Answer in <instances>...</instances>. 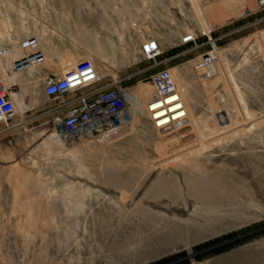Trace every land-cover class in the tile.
Here are the masks:
<instances>
[{"label": "rangeland", "instance_id": "obj_1", "mask_svg": "<svg viewBox=\"0 0 264 264\" xmlns=\"http://www.w3.org/2000/svg\"><path fill=\"white\" fill-rule=\"evenodd\" d=\"M260 1L0 0V77L22 103L0 121V264H264ZM186 32L197 44L180 43ZM152 37L163 50L156 61L140 52ZM33 43L35 62L1 65L4 49L20 56ZM210 52L203 80L195 62ZM64 58H90L142 111L67 142L42 81ZM164 68L185 112L176 98L159 100L167 123L156 129L150 80Z\"/></svg>", "mask_w": 264, "mask_h": 264}, {"label": "built area", "instance_id": "obj_2", "mask_svg": "<svg viewBox=\"0 0 264 264\" xmlns=\"http://www.w3.org/2000/svg\"><path fill=\"white\" fill-rule=\"evenodd\" d=\"M263 3L264 0H261L260 4ZM206 35L208 41L215 46L217 38L213 39L211 33ZM198 38L199 35L186 32L182 35L180 43L197 44ZM140 52L148 61H156L163 54L160 41L153 37L141 43ZM2 53H8V49H4ZM210 54L211 52L195 62V69L208 76L213 74L210 68L213 67L211 64L214 58L209 61ZM38 56L34 43L27 45L23 48L21 56L14 60L13 67L25 68L35 62ZM203 68L206 69L200 70ZM42 81L44 94L55 102L52 109L55 113V128L67 142L74 143L81 139L93 138L133 120V108L128 106L132 101L131 89L123 87L119 80H109L90 58L79 60L63 73L50 71ZM150 84L155 88V92L148 101L147 117L158 129L167 122L160 124L163 117L157 116L158 108H153L154 105L159 100L176 98L175 103L181 105L179 110L185 112L184 103L171 69L155 71L151 76ZM14 115L15 102L0 77V121H7ZM185 118L187 114L180 116V119Z\"/></svg>", "mask_w": 264, "mask_h": 264}, {"label": "bare ground", "instance_id": "obj_3", "mask_svg": "<svg viewBox=\"0 0 264 264\" xmlns=\"http://www.w3.org/2000/svg\"><path fill=\"white\" fill-rule=\"evenodd\" d=\"M193 34H195V33H193ZM216 55V54H215ZM215 55L214 54H212V52H211V54L208 56V58H209V61L210 60H213V58H214V61L212 62V64L211 65H213L214 66V63H215ZM217 55H218V53H217ZM61 63H62V67H63V70L62 71H56V72H58V73H63V72H65L66 70H68V69H70L73 65H75L77 62L75 61V60H71L70 58H64V59H62L61 60ZM1 65H2V63H1ZM210 65V66H211ZM4 66V65H3ZM3 68V67H2ZM212 68V67H211ZM210 68V69H211ZM4 69H5V71L4 70H2V71H4V72H6V68L4 67ZM204 69H206V68H203V70ZM1 70V69H0ZM171 72H172V75H173V71H172V69H171ZM5 75V74H4ZM207 75V74H206ZM209 76L207 75V76H205V77H203L202 79L204 80V79H206V78H208ZM1 79H3L4 81H6V84H7V86H6V84L4 83V81H3V83H4V85H5V87H6V89H7V87L9 88V90H11V93H12V97H13V100H14V102H15V104H22V103H20V100H19V95L16 93V91H15V86L12 84V78L10 77V76H1ZM173 79H174V76H173ZM174 81H175V79H174ZM176 83V82H175ZM8 90V89H7ZM18 95V96H17ZM130 96H131V99L130 100H132L131 101V103L128 105L129 106V108H133V111H134V113H136V115H138L139 114V112H141L142 111V109H143V107H144V105H143V102H142V100H141V98H139L138 97V95H136L135 93H134V91L131 89V93H130ZM15 106H18V105H15ZM131 106V107H130ZM16 108V107H15ZM16 109H18V108H16ZM94 138V137H93ZM89 139V138H88ZM91 139V138H90ZM81 140H83V139H81ZM80 140V141H81Z\"/></svg>", "mask_w": 264, "mask_h": 264}, {"label": "crops", "instance_id": "obj_4", "mask_svg": "<svg viewBox=\"0 0 264 264\" xmlns=\"http://www.w3.org/2000/svg\"><path fill=\"white\" fill-rule=\"evenodd\" d=\"M17 53L15 52V51H8V53H7V56L9 57V61L7 62V61H2V64L4 65V66H6V67H8L9 69H15L14 67H13V64H14V60H16L17 58H19L20 56H18V54L16 55ZM21 54H22V52H21ZM51 59H52V57H51ZM63 70V67H62V69L60 70V71H62ZM53 71H55V70H53ZM16 74H19V72H15ZM20 74H25V75H27L28 74V72H20ZM13 77V79H16L17 77H14V76H12ZM19 79H20V77H18ZM1 80H3V79H1ZM4 81V80H3Z\"/></svg>", "mask_w": 264, "mask_h": 264}, {"label": "water", "instance_id": "obj_5", "mask_svg": "<svg viewBox=\"0 0 264 264\" xmlns=\"http://www.w3.org/2000/svg\"><path fill=\"white\" fill-rule=\"evenodd\" d=\"M39 56H40V54H39Z\"/></svg>", "mask_w": 264, "mask_h": 264}]
</instances>
